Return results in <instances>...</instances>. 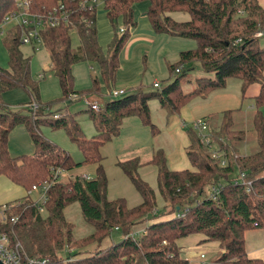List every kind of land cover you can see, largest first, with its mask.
Returning <instances> with one entry per match:
<instances>
[{
  "label": "trees",
  "instance_id": "1",
  "mask_svg": "<svg viewBox=\"0 0 264 264\" xmlns=\"http://www.w3.org/2000/svg\"><path fill=\"white\" fill-rule=\"evenodd\" d=\"M17 1L0 0V26L5 15L15 9ZM31 1L34 12L44 13L61 3L75 12L72 26L61 25L42 34L66 100L70 99V94H77L73 90L72 74L76 63L95 62L107 83L114 79L118 54L127 40L129 28L135 25L134 7L139 3H148V19L156 33L194 40L197 48L182 52L179 64L170 66L174 75L171 83L151 91L139 89L107 101L100 112L89 110L98 133L86 139L76 119L52 114L40 103L30 60L20 49L21 29L14 27L7 32L4 44L9 53V69L0 68V176H7L29 191L34 185L53 179L56 170L64 173L97 165L94 179L79 176L60 181L48 191L45 218L30 199L24 198L15 209L19 220L4 225L11 239L22 244L28 257L47 258L50 264H188L181 257L177 240L191 234H204L211 241H219L225 249L216 264H264L262 260L249 258L245 240L246 231L264 229V47L260 45L261 38L256 36L264 31V9L257 0H105L103 8L115 32L109 56L103 53L98 42L97 12L81 11L80 0ZM239 9L245 15H239ZM174 13L188 14L190 18L177 21L172 16ZM120 19L128 28L122 35H119ZM73 30L80 37L77 49L72 48ZM197 62L205 74H214V77L198 79L195 89L184 93L183 78L193 71ZM177 68H181L178 74ZM231 78L242 82L243 95L251 85H261L260 94L254 99L253 114L259 144L257 152L238 155L245 132L234 130L233 114L226 113L222 125L211 128L214 148L223 153L225 166L212 157V151L201 143L192 127H189L191 146L187 155L194 171H171L164 152L155 153L151 163L158 169V189L165 203L163 214L157 211L155 190L139 176L138 160L120 162L118 166L143 202L131 208L125 199H108V178L101 148L119 136L125 118L140 117L157 135L149 102L158 100L162 108L176 114L193 99L224 89ZM94 88H98V80L94 81ZM13 89L31 92L38 108L26 113L3 114L2 94ZM20 124L31 132L37 148L34 156L16 158L9 152L10 131ZM43 126L65 128L83 153V161L75 162L67 151L42 136ZM241 173H245L246 181H251L250 192H247V184L239 181ZM214 187H220L216 199L210 196ZM75 202L80 204L85 220L94 229L83 240L75 239L74 226L65 216V209ZM167 216L171 218L148 223L149 218ZM141 225L144 226L138 228ZM115 230L124 234L123 240L104 249L98 246L92 255L82 256L79 253L82 247H70L74 239L86 243L84 247L100 245Z\"/></svg>",
  "mask_w": 264,
  "mask_h": 264
},
{
  "label": "crops",
  "instance_id": "2",
  "mask_svg": "<svg viewBox=\"0 0 264 264\" xmlns=\"http://www.w3.org/2000/svg\"><path fill=\"white\" fill-rule=\"evenodd\" d=\"M257 2L264 9V0H257ZM137 6L138 8H136ZM103 11L106 13L104 14V17H107V20H105L107 21V24L104 22L103 16L97 14L96 28L98 31L99 45L102 48L103 53L107 56L113 44L115 32L113 24L107 16L106 10L104 9ZM147 13L148 3L146 2L139 3L134 7L135 25L133 28H129L127 40L118 54V69L112 81L107 83L103 79L101 76V68L95 62L83 61L73 65V90L77 94H70L69 98L72 99L69 100L64 98L59 78L53 70L50 54L47 49L44 46H24L29 47L34 54H36L38 47H44L46 49L49 57V71H44V73L38 74L36 72V68L34 69V66L32 68V60L39 64L38 54L34 56V58H28L24 55L22 49L20 48L24 57L30 60L31 76L38 83L40 103L42 105H46L47 109L52 114H67L66 111L68 110L69 112L70 106L72 105L71 103L81 100L85 102L86 97H89V99L92 100H98V102L104 104L105 102L112 100L109 97L110 92L113 90H125V92L129 94L139 89L151 91L154 89L155 83L161 84L160 87L164 86L161 83L162 79L166 78L164 80H169L173 77L170 66L178 65L181 53L188 50H195L197 48V43L191 39L156 33L148 19ZM99 16L101 19L100 22L98 20ZM119 23L122 25L123 20L120 19ZM1 46L4 47L7 52L8 57L6 60V69H9V53L4 42H2V44L0 42V47ZM72 48L77 49L74 47ZM1 63H5L2 55H0V64ZM197 66H200L199 62L193 65V70H195ZM48 73H50V75H54V77L51 78L53 82H50V84L53 85L51 86L53 88V94L51 95L45 94V87L42 86V82L46 79V74ZM198 74L201 75H197L199 77L196 81L204 76L210 78L214 77V74H205L202 69H200ZM95 80H98V88L96 90L94 88ZM195 87L196 84L192 90L185 92L182 82V89L184 93H190L195 89ZM260 91L261 85L255 83L251 85L247 89L245 95H243L242 82L239 79L231 78L228 80L227 86L224 89L214 91L204 98L197 97L193 99L190 103L181 108L179 113L176 114H170L167 110L161 107L158 100H152L149 102L151 120H153L152 122L157 125H163V131H165L167 136L164 135L163 132L159 133V135L153 134L150 127L146 126L140 117L131 116L123 120L119 136L114 137L111 141L106 143L101 148V152L107 157L113 158L117 167H119L118 164L120 162L123 163L138 160L140 162L139 175H141L142 179L146 182L148 181L145 178V172L147 169L155 167L151 162L155 153L161 150L164 151L168 168L171 171H194L195 169L193 168L187 155V151L191 146L189 124L198 119H207L210 120L208 122L211 128L213 127L215 129V126L213 125L215 120H220V118H223L226 113H232L235 120L234 124L237 126L238 121L243 122V119L239 120L240 117H243V115L247 117L252 115L253 117L255 111L254 99L260 94ZM1 103L4 111L9 113H26V111L31 109L33 104L37 105L33 94L24 89L6 91L2 94ZM69 104L71 105L68 106ZM87 111L90 114L88 109ZM262 112L264 115V107L262 108ZM70 118L73 119L74 117ZM90 119L93 121L91 115ZM44 127L53 129L49 126H43L42 128ZM42 128L40 132L43 136ZM97 133L98 130L96 128V135ZM163 137H168L169 143H167ZM8 149L10 154L16 158L35 155L37 148L31 136L30 130L25 125H17L10 131ZM149 173L153 175L156 174L158 185V169L156 168V173L155 170H150ZM96 175V164L78 167L67 172V178L70 179L79 176H87L94 179ZM116 175L121 184L126 185L128 183L127 178L129 179V177L125 173L123 176L120 170H117ZM2 177L7 178L14 185L22 187L25 193L23 195V193L14 190L12 186H8L5 182V188L0 190V207L22 201L24 198L28 197V191L23 186L14 183L7 176ZM130 183H132L131 180ZM110 192L111 185L109 184L108 199H111ZM129 192L130 187L127 186L123 194L115 195V197H118L113 200L125 199L128 206L131 208L136 207L143 202V198L140 196L142 202L141 200H138V198H135V202L133 203L134 205H131L132 203H130L129 200L132 195H129L131 194ZM36 197L37 196L33 198L35 199ZM171 216L164 217L163 220L169 219ZM176 243L180 249L182 259L187 261L188 264H192V262L195 264H201L197 260V256L202 252L207 253V264H216L220 255L224 252V249L221 247V243L219 241H211L204 234H191L187 237L178 239ZM198 247H201L203 251L198 250ZM213 250L215 255L210 256L208 252H212ZM254 253V255H251L248 252L250 259H259L264 262V255H261L259 252Z\"/></svg>",
  "mask_w": 264,
  "mask_h": 264
},
{
  "label": "rangeland",
  "instance_id": "3",
  "mask_svg": "<svg viewBox=\"0 0 264 264\" xmlns=\"http://www.w3.org/2000/svg\"><path fill=\"white\" fill-rule=\"evenodd\" d=\"M141 6V5H139ZM138 8V6L136 7ZM103 8H99L97 14L100 16H103V20L104 22L107 24V17H104V14H106ZM100 13V14H99ZM100 16L98 18L99 22L101 21ZM173 18L176 19L177 21H186L189 20V15L188 14H183V13H174L172 14ZM109 24V23H108ZM8 26L6 27H0V42L2 44V42H4V39L7 36V32H8ZM71 41H72V47L74 48H78L80 46V37L78 35V33L76 31H72L71 32ZM260 45L264 47V37L260 39ZM24 55L28 58H34V56H36L38 54V60H39V64L35 63L32 60V68L34 66V69L36 68V72L38 74L40 73H44V71H49V62H48V54L46 52V49L44 47H38V50L36 51V54H34V52L29 48V47H21ZM111 53V49L108 53L107 56H109ZM0 55L3 56L5 63H1L0 64V68L2 67V69H6V60H7V52L4 49V47H0ZM36 58V57H35ZM34 63V64H33ZM200 66H197V68L193 71H189L188 74L183 78V86H184V91L185 92H189V90H192L194 85L196 84V79L201 75H199V71H200ZM35 72V70H34ZM36 74V75H38ZM199 75V76H197ZM174 76V75H173ZM39 77V76H38ZM54 75L50 73L46 74V79L42 82V86L45 87L44 89V93L45 94H53V88L50 84V82L53 80L51 78H53ZM160 77V76H159ZM166 79V78H164ZM162 79V84L163 85H167L169 83L172 82V79L169 80H164ZM191 85V86H190ZM161 86V84H160ZM153 89V87H152ZM72 104V105H71ZM68 106H70L69 112L68 110L66 111V113L68 114V116L70 115V117H74L75 119H77V121L79 122L80 128L82 130V134L86 139H91L93 136L96 135V127L94 124V121H92L90 119V114L88 113L87 109L90 110V108L87 106V104L84 101H75L74 103H71ZM87 107V109H86ZM4 112L3 114H10L7 111H2ZM67 114H64L67 116ZM70 117L68 119H70ZM245 117V118H243ZM243 117H240L239 120L243 119V122L238 121L237 122V126H234L233 129L236 131H241V132H245V139L242 142V144H240V148L238 147V155H249V154H253L255 152H257L259 150V144H258V140L256 137V131L254 129V124H253V117L252 115H250V117H247L245 115H243ZM199 120V119H198ZM197 120V121H198ZM153 121V120H152ZM196 121V120H195ZM193 123V122H192ZM192 123H190L189 127H191ZM153 124L156 126L157 128V135H159V133L163 132L164 135L167 136V134L165 133L164 127L163 125H157L153 122ZM213 125L220 127L222 125V118H220V120H215L213 122ZM241 127V128H239ZM42 128V127H41ZM41 130V129H40ZM42 133L43 136L49 140L50 142L54 143L55 145H57L59 148H61L62 150L67 151L72 159L75 162H82L84 159L83 153L81 152V150L79 149L78 145L76 142H74L71 137L68 135L67 131L65 130V128L62 129H50V128H42ZM247 134V135H246ZM167 143H169L168 141V137H163ZM163 151V150H161ZM164 152V151H163ZM102 157L104 158L103 161V165L105 168V171L107 172V178H108V185H111V192H110V200L115 199V195H120L123 194L124 190L126 189L127 186L130 187V192L132 195L130 196V203H132L131 205H134L133 203L135 202V198L138 200H141V195L139 194V192L136 190V188L132 185V183H130V179H128V185L126 184H121L120 180L118 179L116 172L117 170H120V172L123 174V171L116 166V162L113 158L111 157H107L105 154H103L101 152ZM93 165V164H90ZM87 166V165H86ZM153 168V169H152ZM192 169V168H191ZM150 170H155L156 173V168L155 167H151V169H147V171L145 172V178L147 179V181L151 184V186L153 187V189L155 190L156 194H157V211L159 212V214H163L164 213V209H165V203L159 193V189H158V185H157V180H156V174H150ZM139 173V172H138ZM141 178L142 176L139 175ZM68 179L67 178V172H64L61 174L60 177V181L62 182H66ZM2 180V181H1ZM145 181V180H144ZM5 182L6 184H8V186H12V188H14V190L16 191H20L21 193H25L24 189L22 187H18L16 185H14L13 183H11L7 178L0 176V190H2L3 188H5ZM30 191V190H29ZM29 191H28V197L29 196ZM34 196H32L31 198H33ZM109 197V196H108ZM27 200V199H26ZM21 201H18V203ZM15 203V202H14ZM137 203V200H136ZM8 205V204H7ZM167 213V212H166ZM40 215L42 217H46L47 216V211L45 209L41 210ZM65 216L68 222H70L71 224H73L74 226V237L77 240H83L84 238L88 237L90 234L93 233V227L85 220L82 210H81V206L78 202H75L71 205H69L66 209H65ZM159 219H164V217L162 218H157V219H148V223L149 225L154 223L155 221L159 220ZM145 225V224H144ZM141 225L138 228L144 226ZM146 226V225H145ZM124 238V234L119 231L116 230L114 232L111 233V235L106 238L100 245L95 244V245H91V246H85L86 243H82V242H77L74 239L73 244H71V248H76V247H84V249L79 252L80 255H92L96 252L97 247L101 246V249L104 248H108L110 245L118 243L120 241H122ZM197 238V237H196ZM245 240H246V248H247V252H249L251 255H254V252H259L261 255H264V229H251L246 231L245 233ZM197 245V244H196ZM198 250H202L201 247L197 248ZM224 249V248H223ZM203 251V250H202ZM210 256H214L215 252L214 250L212 252H208ZM225 253V249L224 252L222 254ZM63 256L65 255V253L62 254ZM192 264H195L194 262H192Z\"/></svg>",
  "mask_w": 264,
  "mask_h": 264
},
{
  "label": "built area",
  "instance_id": "4",
  "mask_svg": "<svg viewBox=\"0 0 264 264\" xmlns=\"http://www.w3.org/2000/svg\"><path fill=\"white\" fill-rule=\"evenodd\" d=\"M242 2V0H237ZM105 0H80L79 6L81 11H92L98 12L99 8L104 6ZM71 9L63 3L54 6L47 12L38 13L32 10L31 0H18L14 10L8 12L0 27L8 26V31L14 27H19L21 29L20 33V45H33V46H44L42 34L49 29L57 28L61 25L72 26V15H74ZM239 15H245L242 9L238 10ZM83 21H86L84 17H81ZM128 28L122 24L119 26V35L126 32ZM257 37H264V31L259 32ZM177 74L181 72V68H177L175 71ZM154 88H160L159 83L154 84ZM125 90H113L110 92V99H117L126 95ZM76 98V96H75ZM72 99V98H70ZM85 102L90 110L94 112H100L102 110L103 104L98 102V100L85 98ZM31 108L37 109L38 105L33 104ZM58 118V116H55ZM193 130L198 133L201 143L210 148L212 151V157L220 161L222 166L226 165V160L223 158V153L215 149V140L212 134L211 127L207 120L199 119L194 121L191 125ZM53 179L41 182L34 185L29 191V196L32 204L41 213L42 209H45V204L48 202V191L56 184L60 182V177L62 172L56 170ZM85 179L91 180V178L84 176ZM239 181H244L247 184V192H250L251 181H246L245 173L240 174ZM220 192V187H214L210 196L216 199ZM32 196H37L35 199ZM22 202H15L12 204L4 205L0 207V263L3 264H50V260L42 257H28L24 251L22 244L19 241H13L10 234L4 229V225L8 223H16L20 216L15 214V209L20 206ZM144 231V230H142ZM139 233V232H137ZM139 235V234H138ZM165 243V242H164ZM68 252H72L69 250ZM197 260L201 264H207L208 256L206 252H202L197 256Z\"/></svg>",
  "mask_w": 264,
  "mask_h": 264
},
{
  "label": "water",
  "instance_id": "5",
  "mask_svg": "<svg viewBox=\"0 0 264 264\" xmlns=\"http://www.w3.org/2000/svg\"><path fill=\"white\" fill-rule=\"evenodd\" d=\"M0 264H3V263H0Z\"/></svg>",
  "mask_w": 264,
  "mask_h": 264
}]
</instances>
